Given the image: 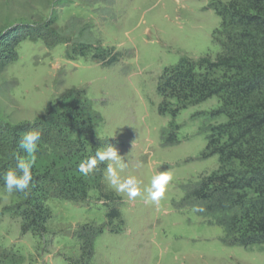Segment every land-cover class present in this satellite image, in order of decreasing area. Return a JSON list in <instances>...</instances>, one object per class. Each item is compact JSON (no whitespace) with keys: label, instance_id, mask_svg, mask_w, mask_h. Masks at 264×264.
Instances as JSON below:
<instances>
[{"label":"rangeland","instance_id":"obj_1","mask_svg":"<svg viewBox=\"0 0 264 264\" xmlns=\"http://www.w3.org/2000/svg\"><path fill=\"white\" fill-rule=\"evenodd\" d=\"M88 1L93 2L0 0L3 33H14L27 22L49 20L61 28L79 17L80 24L93 25L90 33L103 47L122 53L118 63L105 66L91 52L68 58L67 43L50 47L41 39L22 40L17 60L0 73V118L11 123L33 121L68 90H84L101 118L95 126L101 148H117L127 163L119 173L121 179L139 181L142 196L129 201L105 180L121 200L101 198L96 190L79 204L51 197L47 203L54 216L49 233L40 239L31 232L23 234L21 218L5 210L15 194L3 187L0 254L10 255L7 264H67L65 255L79 253V226L105 223L107 206H115L122 212L124 227L112 231L120 225L116 220L96 238L91 264H264V244H228L218 224L221 216L206 209L192 211L195 205L205 206L190 192L219 167L217 155L204 156L207 128L226 120L209 115L221 105L219 98L189 106L176 117L159 113L163 98L158 80L166 67L183 56L215 58L226 51L217 7L230 0ZM163 171L170 172L173 180L157 207L147 200L145 189Z\"/></svg>","mask_w":264,"mask_h":264},{"label":"trees","instance_id":"obj_2","mask_svg":"<svg viewBox=\"0 0 264 264\" xmlns=\"http://www.w3.org/2000/svg\"><path fill=\"white\" fill-rule=\"evenodd\" d=\"M217 11L222 19L226 51L215 58L183 56L177 64L166 67L158 80L157 90L163 98L159 113L176 117L189 106L219 98L221 105L209 115L224 116L226 120L207 128L204 152L205 157L217 155L219 167L204 176L189 196L202 200L208 213L221 216L218 224L224 228L225 242L245 247L262 245L264 0H230L218 6ZM80 23L81 18L73 17L61 28L49 20L27 22L17 26L14 33L1 30L0 73L17 60L16 48L27 38L41 39L50 47L67 43L66 55L70 59L91 52L92 58L105 66L118 63L122 53L103 47L90 33L91 23ZM171 100L176 101L175 105H171ZM99 121L100 115L92 108L85 91L78 88L50 102L46 113L33 121L11 123L0 118V190L4 187V173L16 170V157L27 158L19 148L21 136L31 130L41 132L30 191L14 192L15 201L5 207L12 216L21 218L23 234L31 232L43 239L49 233L48 223L54 216L47 203L51 197L79 204L87 202L91 191L96 190L101 198L121 200L106 185V165H98L88 177L78 171L79 163L101 148L95 132ZM106 218L105 223L93 221L79 226V253L65 255L67 264H91L96 238L116 220L120 225L112 227V231H122L125 219L118 207L107 206ZM9 259V254H0V264H7Z\"/></svg>","mask_w":264,"mask_h":264},{"label":"clouds","instance_id":"obj_3","mask_svg":"<svg viewBox=\"0 0 264 264\" xmlns=\"http://www.w3.org/2000/svg\"><path fill=\"white\" fill-rule=\"evenodd\" d=\"M41 140V132L31 130L23 134L19 140V148L27 154V158L16 157V170H9L4 173L2 179L4 189L8 193H25L30 191L32 183V168L36 162V152L38 143ZM100 164L106 165L105 180L110 188L117 194H124L129 201H134L137 197L142 196L139 181L134 177L121 179L120 171L127 167L124 157H122L117 148L107 145L103 148H98L93 156L82 160L78 165V171L84 177L93 174ZM173 177L170 172L163 171L156 174L151 185L145 191L147 192V200H150L157 207L160 206L161 200L165 197V193ZM195 213H202L205 208L201 205H195L192 208Z\"/></svg>","mask_w":264,"mask_h":264}]
</instances>
